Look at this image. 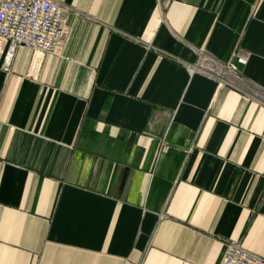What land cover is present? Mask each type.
<instances>
[{
  "label": "crops",
  "instance_id": "1",
  "mask_svg": "<svg viewBox=\"0 0 264 264\" xmlns=\"http://www.w3.org/2000/svg\"><path fill=\"white\" fill-rule=\"evenodd\" d=\"M57 1L60 56H0V264L264 259V0Z\"/></svg>",
  "mask_w": 264,
  "mask_h": 264
},
{
  "label": "built area",
  "instance_id": "2",
  "mask_svg": "<svg viewBox=\"0 0 264 264\" xmlns=\"http://www.w3.org/2000/svg\"><path fill=\"white\" fill-rule=\"evenodd\" d=\"M69 7L57 0H0V56L2 69L8 71L18 49L31 50L37 59L46 54L60 56L69 34ZM249 53L235 51L226 63L200 54L192 73L209 77L222 87L246 90V81L239 71ZM219 264H264V259L246 251L239 242L224 241Z\"/></svg>",
  "mask_w": 264,
  "mask_h": 264
}]
</instances>
